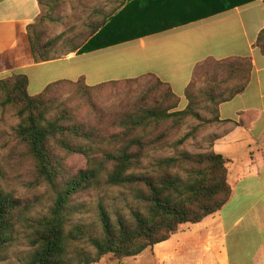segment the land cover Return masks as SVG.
<instances>
[{
  "label": "trees",
  "instance_id": "16d2710c",
  "mask_svg": "<svg viewBox=\"0 0 264 264\" xmlns=\"http://www.w3.org/2000/svg\"><path fill=\"white\" fill-rule=\"evenodd\" d=\"M42 3L44 1L40 0ZM258 0H119L100 21L87 25L75 36L50 38L48 24L57 23L52 2L29 26L33 54L39 62L57 58L60 47L79 54L100 50L208 19ZM108 38V40H107ZM85 45L84 47H82ZM256 46L264 55V29ZM82 47V48H81ZM251 58H229L216 62L203 78L204 90L196 81L185 93L189 104L175 111L180 98L171 86L154 75L90 87L83 78L61 80L42 93L29 94V79L14 73L0 80L2 109L12 108L19 119L12 142L6 141L7 158L0 165V264L24 234L30 254L21 264H96L105 256L121 261L166 242L181 227L196 225L220 212L231 199L230 161L213 151L157 160L150 169L141 168L148 151L165 145L168 136L184 126L188 117L201 120L200 109L213 111L212 124L219 121V105L243 93L251 79ZM135 84L144 90L134 96L122 114L105 113L96 123L80 119L68 106L54 113L61 92L77 88L91 110L98 112L94 92L108 85ZM94 97V98H93ZM109 117L119 133L102 135L99 121ZM164 126L166 127L164 129ZM185 136L178 144L181 145ZM1 138V137H0ZM2 139V138H1ZM165 143V144H164ZM76 155L86 168L72 172L68 162ZM100 155V156H98ZM31 167L33 187L46 185L54 202L45 215H36L32 200H23L3 189V181L15 165ZM141 168V169H140ZM107 188H124L137 207L129 218L100 205V232L73 224L72 218L85 207V198ZM88 244L91 254L83 249ZM78 255L73 262L70 253Z\"/></svg>",
  "mask_w": 264,
  "mask_h": 264
},
{
  "label": "crops",
  "instance_id": "0c3cea01",
  "mask_svg": "<svg viewBox=\"0 0 264 264\" xmlns=\"http://www.w3.org/2000/svg\"><path fill=\"white\" fill-rule=\"evenodd\" d=\"M42 1L0 0V80L22 73L28 77L29 86L31 82H42L43 92L54 82L50 77L55 71L59 73V81H70L66 76L72 63L78 61L77 80L83 78L86 85L117 82L119 77L102 81L98 73L103 72L104 64L109 67L118 64L119 53L127 51L128 62L142 60L145 71L126 78L158 77L171 86L180 98L178 111H184L189 104L185 96L187 88L203 79L216 62L251 58L247 89L219 105L218 122L207 128L203 123L197 128V124L191 134L186 132L183 137L208 142V151L230 161L229 183L233 189L223 209L204 220L210 219L207 231L193 248L197 251L202 248L203 257L211 256L208 264H264V55L256 46L264 29V0L92 52L79 54L63 46L57 50L56 59L39 62L33 54L29 26L44 14L45 3L52 2L55 13L64 9L60 0ZM94 60L97 73L92 76L87 64ZM203 257L200 264H205Z\"/></svg>",
  "mask_w": 264,
  "mask_h": 264
},
{
  "label": "rangeland",
  "instance_id": "374dc122",
  "mask_svg": "<svg viewBox=\"0 0 264 264\" xmlns=\"http://www.w3.org/2000/svg\"><path fill=\"white\" fill-rule=\"evenodd\" d=\"M119 0H60L61 7H64L63 11L56 13V17H60V21L57 23L48 24L50 38H54L62 32L66 36H75L82 34L86 31L87 25L90 23L99 22L101 12L110 11L114 6L118 4ZM45 13V12H44ZM71 45H68V50ZM66 48V49H67ZM129 52L119 53V62L112 67L108 65L103 66V72L98 73L102 81H106L111 77H119V81L123 82L129 80L126 77L141 75L144 70L142 60L138 62H128L127 55ZM94 62L88 63V71L92 72V76L96 74V66ZM98 65V62L97 64ZM101 65V64H99ZM56 66H61L57 64ZM67 66V65H65ZM71 72L68 74L67 79L70 81H78V75L80 72V63L73 62L71 65ZM59 73L55 71L54 75H51L55 83L59 81ZM49 80V78H48ZM46 81V80H45ZM61 81V80H60ZM42 82H31L29 86V94L31 96L42 93L40 90ZM196 90H204L206 83L204 79L198 81L195 85ZM61 92L60 98L57 102V106L54 110L58 112L63 106L70 107L73 112L85 121L96 123L103 115V112H112L113 115L122 114L127 107H129L134 96H142L144 90L138 88L135 84L120 83L117 85H108L102 89H98L94 92L95 105L98 108V112H95L87 106L84 97L77 88H65ZM93 97V98H94ZM2 94L0 93V102ZM180 103L173 112L179 110ZM205 105L201 106V120L193 121L195 118L188 117L184 120V126L181 129H177L171 135L168 136L165 145L158 149L148 151L146 158L143 160L141 168L150 169L157 160L165 157H177L183 152H189L191 154L208 152V142H199L194 140L190 136L184 139L183 144L179 145L178 142L183 139V134L186 132L191 134L193 126L197 125V128L203 125L207 128L209 120H214L215 113L213 111H206L203 109ZM19 124V119L15 114L14 109L6 108L2 109L0 106V165L5 164L7 158L6 149L4 143L6 141L12 142L15 136V130ZM214 124V123H212ZM99 129L102 135H109L119 133L120 130L112 126L109 121V117L103 118L99 121ZM166 127L164 126V129ZM100 156V155H98ZM68 165L72 172H77L86 168V160L76 155L68 162ZM140 168V169H141ZM3 189L7 192H11L14 196L23 200H32L34 205V213L36 215H45L49 212L53 205L55 195L47 188L46 185L33 187V178L31 167L28 164L15 165L9 173L7 180L3 181ZM84 209L81 213L76 214L70 222L69 228L73 224H82L88 227V232L97 235L100 232V205L105 207L112 213H120L124 218H129L131 211L137 207L130 191L124 188H107L99 192H94L90 197L85 198ZM210 219L203 221L196 225H189L183 227L179 232L171 237L170 240L163 242L152 249H147L142 254L134 258H126L121 261L115 260L112 256L108 255L102 258L96 264H200V260L203 257L202 248L200 251L195 250L194 244L201 242ZM83 249L87 250L91 254L94 251L88 244L83 245ZM31 249L28 247L24 234L18 235V241L11 250L6 254L7 263L5 264H21L30 254ZM73 262H77L78 255L73 251L70 253ZM210 255H205L203 260L205 264H208Z\"/></svg>",
  "mask_w": 264,
  "mask_h": 264
}]
</instances>
